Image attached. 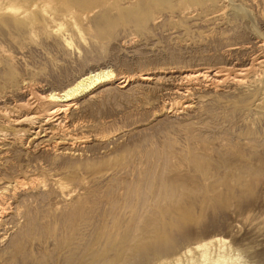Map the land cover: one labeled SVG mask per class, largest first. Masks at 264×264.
Returning <instances> with one entry per match:
<instances>
[{"label":"rangeland","instance_id":"rangeland-1","mask_svg":"<svg viewBox=\"0 0 264 264\" xmlns=\"http://www.w3.org/2000/svg\"><path fill=\"white\" fill-rule=\"evenodd\" d=\"M8 1L37 27L0 15V107L26 101L24 82L46 95L90 71L134 79L80 97L49 141L0 113V264H205L174 258L214 236L227 242L211 260L264 264V72L218 90L182 80L264 52V0H50L51 24L40 0ZM185 86L193 106L174 108Z\"/></svg>","mask_w":264,"mask_h":264},{"label":"bare ground","instance_id":"bare-ground-1","mask_svg":"<svg viewBox=\"0 0 264 264\" xmlns=\"http://www.w3.org/2000/svg\"><path fill=\"white\" fill-rule=\"evenodd\" d=\"M40 1L43 2L41 5H38L36 3L37 6L40 7L39 14L41 15V17H43V19L50 21L49 24H51L50 11L53 9V3L50 0H40ZM102 1L103 0H69L71 4L78 5L80 8H88L87 9L88 11H92L93 8L91 7H93L94 5L99 6V4L102 3ZM13 2L10 1L9 3L8 1V4L7 3L0 4V15L12 14L13 15L12 20L14 23L20 22V24L21 23L28 24L32 28L37 27L36 19L33 13L29 11L27 8H23V5L21 4L17 5L16 3H13ZM116 3L117 2H115V4ZM111 4H114V3H111ZM113 8H116V7H113ZM75 19H70V24L72 28L73 27L76 28L74 29V31L76 30L78 33L81 34V31L78 28L77 22ZM0 21L3 23L5 22L3 19H1ZM249 64L250 65L247 67L234 68V69L221 68L219 66L218 67L216 66V68L197 67L194 69L186 70L184 72L182 71L183 72L182 80L185 82V84L187 83L188 86L189 84L191 86L197 84V85H201L205 87L210 86L216 90L224 86V84L230 83V82L231 84L234 83V85L235 84L244 85V83H247L246 80L248 79V77H250V75H256L257 77V75H261V73L264 72V52L263 51L259 52L254 57H252L251 62ZM151 76L144 74L140 76V78L142 80H149L151 79ZM131 79H134V77H128V76L117 77L112 71H106V70L90 71L80 76L76 81H74L68 87L60 91H52L51 93H48L46 95H41V93L38 94L37 90L35 89V87L32 86V84H30V82L28 83L24 82L23 89L25 92L28 93V98L26 99V101L23 103L20 102L19 104L16 103V105L14 107L12 106L11 109H8L9 107L8 108L0 107V113L7 115L4 117H6V119L8 120V123L12 124L13 126H20L21 128L27 127L26 129L28 132L27 134L31 141L36 140V139H41V138H45L43 142L49 141L53 137H55L54 136L55 134H59L58 130L65 127L64 121L67 118V113L69 112L70 108L76 104V101L80 97L84 95L92 96L94 92L96 91V89L99 88L100 86L106 83L117 81V80H119L118 81L119 85L124 87L128 85ZM188 88L190 87L185 86L184 88H182L183 90L180 91L181 88L179 87L178 92L185 99L184 101L180 100V101L175 102V104L173 105L174 108L179 109V107L187 108V107L193 106L192 104H190L189 98H187L189 90H190ZM19 134L17 135L16 133H14L13 135L14 140H19V139L20 141L22 140L24 136L23 135H22L23 137L19 136ZM77 137L75 138L73 137L71 139L72 142L85 141ZM5 139H6V134L0 131V154H3L5 150L7 149L4 143ZM60 142H59V145H60ZM71 146H74V143ZM2 210H4V208L2 209L0 205V212H3ZM225 242H227L226 239L220 236H214V237L204 239L200 242H196L195 244L186 247L182 251L181 254L177 255L174 258V261H180L183 255H186V256L193 255L194 250L196 251L198 250L199 252L200 251L202 252L200 253L203 254L204 260L208 262V263L204 262L205 264H224V259L222 258L221 255H219L217 259L211 260L209 256V249L214 244H219L221 246ZM164 262L169 263L170 261L169 260L161 261L160 264H164Z\"/></svg>","mask_w":264,"mask_h":264},{"label":"clouds","instance_id":"clouds-1","mask_svg":"<svg viewBox=\"0 0 264 264\" xmlns=\"http://www.w3.org/2000/svg\"><path fill=\"white\" fill-rule=\"evenodd\" d=\"M241 264H242V258H241Z\"/></svg>","mask_w":264,"mask_h":264}]
</instances>
